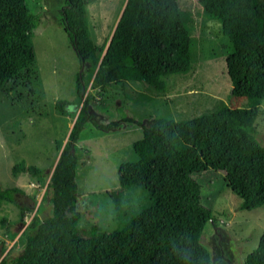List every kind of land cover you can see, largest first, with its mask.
Returning <instances> with one entry per match:
<instances>
[{
	"label": "trees",
	"instance_id": "trees-1",
	"mask_svg": "<svg viewBox=\"0 0 264 264\" xmlns=\"http://www.w3.org/2000/svg\"><path fill=\"white\" fill-rule=\"evenodd\" d=\"M89 0H64L61 22L80 62L75 90L81 106L67 140L57 143L61 152L46 182L49 214L41 217V203L23 229L22 254L1 247L0 264H211L201 243L212 211L201 203V186L195 172L222 171L227 188L241 202L240 209L264 205V146L258 141V107H230L214 99L210 108L187 119L157 115L149 126L133 118L142 137L133 142L137 159L119 164L120 188H142L149 203L112 230L91 228L81 236L78 224L76 182L79 162L77 142L91 123L98 129L116 127L118 120L96 123L89 113L85 77L99 91L128 81H143L154 91H169L168 78L190 74L203 39L192 34V16L177 0H127L104 47L93 45L85 17ZM203 22L219 24L226 52L231 94L264 98V0H197ZM189 26H188V24ZM36 16L27 0H0V88L11 80L33 73L35 52L29 42ZM103 53V55H102ZM102 55V56H101ZM73 103L58 99L54 108L65 112ZM26 172L44 179V170L20 161L13 176ZM19 187H2L0 199L22 213L33 207L22 203ZM0 223L9 225L5 216ZM244 264H264V229Z\"/></svg>",
	"mask_w": 264,
	"mask_h": 264
},
{
	"label": "rangeland",
	"instance_id": "rangeland-1",
	"mask_svg": "<svg viewBox=\"0 0 264 264\" xmlns=\"http://www.w3.org/2000/svg\"><path fill=\"white\" fill-rule=\"evenodd\" d=\"M27 2L36 16L29 38L36 64L31 75L13 79L0 88V185L23 189L26 195L21 202L33 209L22 213L15 204L0 199V216L9 220V225L0 223V258L2 246L12 249L13 256L22 254L20 234L37 205L43 206L41 217L49 214L46 182L59 154L56 146L67 140L81 106L75 82L83 69L61 22L64 0ZM177 2L182 11L192 16V34L203 39L206 49L198 50L195 69L190 74L171 75L166 93L154 91L143 81L122 82L99 91L92 86L91 78L84 79L85 96H91L89 113L93 120L98 124L112 120L119 123L109 130L88 123L82 131L84 140L78 142L81 164L76 182L81 236H89L93 226L112 230L149 203L144 189L120 188L117 180L119 164L137 159L132 144L142 137L136 123L123 119L133 118L146 126L157 115L187 119L210 108L218 98L230 107L260 109L256 137L264 146V98L231 94L219 24L203 22L202 5L197 0ZM124 4V0H89L85 6L91 41L96 47H104L103 53ZM58 99L73 104L65 112H58L54 108ZM20 161L44 170L47 176L40 180L26 172L13 176L12 166ZM223 176L222 171L214 170L191 175L201 186L202 205L213 215L203 229L201 243L210 253L211 264H244L264 229V205L240 209V198L227 188Z\"/></svg>",
	"mask_w": 264,
	"mask_h": 264
},
{
	"label": "crops",
	"instance_id": "crops-1",
	"mask_svg": "<svg viewBox=\"0 0 264 264\" xmlns=\"http://www.w3.org/2000/svg\"><path fill=\"white\" fill-rule=\"evenodd\" d=\"M124 2H125V0H124ZM118 19H119V18H118ZM118 19H117V21H118ZM117 21H116V23H117ZM81 140H84L83 133H81V136H80L78 142L81 141ZM78 142H77V147H79ZM79 164H81L80 159H79V162H78V166H79ZM78 166H77V169H78ZM77 200H78V199H77ZM78 210H79V209H78Z\"/></svg>",
	"mask_w": 264,
	"mask_h": 264
},
{
	"label": "water",
	"instance_id": "water-1",
	"mask_svg": "<svg viewBox=\"0 0 264 264\" xmlns=\"http://www.w3.org/2000/svg\"><path fill=\"white\" fill-rule=\"evenodd\" d=\"M126 1H127V0H126ZM126 1H125V3H126ZM124 6H125V4H124ZM123 8H124V7H123ZM122 11H123V9H122ZM122 11H121V14H122ZM121 14H120V16H121ZM120 16H119V17H120ZM116 24H117V23H116ZM114 28H115V27H114ZM110 38H111V36H110ZM60 152H61V150H60ZM60 152H59V153H60Z\"/></svg>",
	"mask_w": 264,
	"mask_h": 264
}]
</instances>
